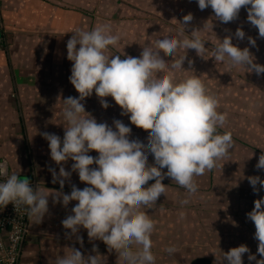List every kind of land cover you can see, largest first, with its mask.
<instances>
[{
  "label": "clouds",
  "instance_id": "clouds-1",
  "mask_svg": "<svg viewBox=\"0 0 264 264\" xmlns=\"http://www.w3.org/2000/svg\"><path fill=\"white\" fill-rule=\"evenodd\" d=\"M197 4L201 11L211 7L214 19L223 24L236 20L245 8L247 21L264 38V0H197ZM192 20L191 13L184 15L177 35H165L142 47L139 57L107 54L109 46L116 47L120 42L110 25L75 30L66 48L67 59L72 62L69 81L79 95L62 99L67 124L63 139L54 133L42 135L48 141L51 159L57 165L73 161L71 171L78 173L87 186L80 189L72 185L70 194H65L62 189L71 172L60 166L58 173L50 169L52 182L61 188L52 195L39 186L33 188L27 178L8 175L6 164L0 163V176H7L0 182V206L11 203L15 209L24 208L30 220L41 223L49 212L50 196L65 208L75 201L71 214L61 221L63 228L70 230L66 236L76 235L82 245L83 239L77 234L83 228L90 241H102L123 264H155L151 240L155 225L142 209L152 208L165 195L168 185L162 181L166 177L188 196L196 194L195 178L212 171L234 146L232 134L219 131L226 125L227 114L218 112L219 101L209 94L202 80L198 76L175 79L176 71H187L183 67L187 50H195L200 57L208 50L200 29L186 34ZM234 35L243 40L246 34L238 27ZM218 40L212 51L216 62L245 68L258 76L264 74V65L256 62L248 47L234 45L231 35ZM248 40L256 46L255 39ZM93 92L104 109L110 106L105 98L111 97L121 108V115L148 133L147 142L130 139L132 129L121 120H113L109 126L86 112L83 101ZM91 151L98 156L89 155ZM255 167L264 170V152ZM247 179L254 193L264 190L260 176ZM149 181L154 183L149 185ZM189 202L187 198L180 201L182 206ZM246 217L255 226L257 254L262 259L257 260L256 254L241 244L223 252L222 264H244L246 253L250 262L264 264V197L254 201ZM68 249L55 264H102L95 245L92 251L96 255L85 256L76 247ZM166 251L173 255L177 249L171 246Z\"/></svg>",
  "mask_w": 264,
  "mask_h": 264
},
{
  "label": "crops",
  "instance_id": "crops-1",
  "mask_svg": "<svg viewBox=\"0 0 264 264\" xmlns=\"http://www.w3.org/2000/svg\"><path fill=\"white\" fill-rule=\"evenodd\" d=\"M174 1L181 2L180 0H0V12L7 37L6 47L0 50V158L8 160L11 174L29 179L33 188L39 186L52 195L61 191L60 184L52 182L50 171L54 166H58L55 169L58 173L60 165L53 160L46 161L45 158L38 161V154L46 153L40 152L46 150L42 146L49 148L43 133L63 132L64 127L67 126L62 115L64 106L62 99L69 96L78 97L77 91L69 81L72 62L67 59L66 48L73 32L78 29L91 30L101 24L110 25L113 34L120 36V42L116 47L109 46L110 50L107 54L120 55L122 58L124 55L134 57L140 43L153 44V36L160 34L156 37H163L169 34L166 29L161 28L164 24L161 19L163 14H156L151 10V3H163V7L158 9L164 14L171 15L170 5ZM143 3H146V8L142 6ZM156 27L158 33H155ZM140 38L143 41H139ZM110 105L118 110L115 102ZM108 108L105 111H108ZM98 109L104 108L102 106L96 108L91 105L88 98L85 99L86 112L91 114ZM38 133L39 139H33ZM46 151L50 154V150ZM89 155L96 157L98 153L91 151ZM69 162L74 163L70 159L63 163ZM65 165L62 166L66 171L71 172V176L65 181L62 191L70 194L72 185L80 189L86 187L87 185L79 180L78 173L72 172L71 168L68 170ZM173 188L168 191V196L173 195V190L177 191V195H183L187 199L194 196H188L182 188H178L182 190L179 191L176 185ZM76 203L72 201L65 208L62 203H54L52 196L49 197V212L43 221L41 223L29 221V233L24 242L20 264H55L56 258L67 253L69 247H76L85 256L96 255L97 253L92 251L94 245L101 255L102 264H123L118 259L117 253L109 252L102 241H90L87 231L83 228L77 234L83 239L82 245L77 241L76 235L66 236V231L70 230H65L61 221L71 214V209ZM168 209L164 197H160L155 206L142 210L153 219L154 228H159L157 223H164L161 214L168 212ZM151 213H157L162 220L155 221L156 216H152ZM204 216L195 211L194 217H186L184 219L188 221L183 220L181 223H206L202 219ZM225 216H228V212ZM230 218L232 220V217ZM248 226V232L243 233L242 237L232 236L233 231L228 232L226 240L232 241L229 244L237 247L245 244L250 252L251 249L257 250L258 246L255 245L258 241L254 239L255 226L254 224ZM232 227L234 229L233 225ZM154 234L151 235V240L152 252L156 257L155 264H186L185 261L188 259L191 261L189 264H192L193 259L199 256L210 258L212 264H216L209 251L201 252L202 254L198 252L195 257L191 256L192 246H187L186 250L189 253L186 252V255L183 252L169 255L166 249L171 247L170 245L176 247L175 242L172 243L170 236L163 235L160 231L157 232L158 235ZM181 244L182 242H180L182 249ZM243 259L248 260V253Z\"/></svg>",
  "mask_w": 264,
  "mask_h": 264
},
{
  "label": "rangeland",
  "instance_id": "rangeland-1",
  "mask_svg": "<svg viewBox=\"0 0 264 264\" xmlns=\"http://www.w3.org/2000/svg\"><path fill=\"white\" fill-rule=\"evenodd\" d=\"M180 1L178 3L174 1L170 5L171 15L164 14L162 10L158 9L163 7V3L161 2L151 3V10L156 12V14H163L161 19L164 24L161 25V28L166 29L169 34L174 36L178 34V30L180 29L179 22H182L183 16L193 13V20L186 29V34H190L193 29H200L202 37L207 40L205 47L208 50L204 57L198 56L195 50H187V59L183 65L187 71H176L174 73L175 79L180 81L190 76H198L202 80L209 94L218 99V112L227 114L226 125L224 128L219 129V131L221 133L225 131L230 132L234 140V146L225 158L217 161L216 167L212 171H208L205 175L195 178L198 184V191L189 199L190 202L187 205H181L180 201L185 199V197L177 195L176 190H173L172 196L167 195L174 189L175 185L177 189L180 188L175 182H172L167 177L162 181L168 187L165 195H161L160 197H164L165 204L169 209L168 212L161 214L164 223H157L159 224V228L155 227L153 233L156 235L160 231L163 235L170 236L172 243L175 242L176 244V252L189 253L186 250L187 246H192L191 256L195 257L198 252L205 253L209 251L215 263L222 264L223 252L237 247L234 244H229L232 243L229 239L226 240L228 237L227 233L233 231L232 236L236 237H242L243 233L246 234L248 232V225H253V222L247 219L246 214L254 208V201L256 199L264 197V190L260 191V195L254 193L247 179L250 176L257 175L261 179H264V170H257L255 167L260 154L264 152V74L258 76L255 72H248L245 68H229L224 63L216 62L212 57V51L215 45L219 43L218 39L222 40L225 36L231 35L234 45L241 49L248 47L250 52L255 56L256 62L264 65V38H260L258 29L247 21V10L245 8L240 10L236 20L223 24L214 19L211 7L201 11L197 0ZM138 3L141 6L140 2ZM145 4L143 3L142 6L145 7ZM238 27H242L246 34L243 40L237 39L234 35ZM158 32L159 30L156 27L155 33ZM158 35L160 34L156 36ZM156 36L152 37L154 41L162 38ZM248 37L256 40V46L249 44ZM131 40L133 41L132 38ZM139 41H143L142 38ZM144 46L146 45L140 43L138 46L139 50L135 52L134 57L140 56L142 47ZM179 54H184L183 50ZM166 59L171 60L172 58L166 57ZM189 60L192 61L191 65L188 63ZM107 99L111 104L115 102L111 97H107ZM88 101L91 102V105L96 106V108L101 107L100 100L95 95V92L88 97ZM83 103L85 104V101ZM117 108L119 112L122 111L118 105ZM107 114V110L105 111V109H98L97 112L91 113L98 122H107L109 126H112L113 123L108 121L109 115ZM120 118L123 123L132 129L130 139H139L144 143L147 142L148 133L145 130L132 125L126 115H121ZM61 134L63 138L64 131ZM33 139H39V133L33 136ZM42 147L48 151L50 150L48 147ZM46 150H40V152L46 153L43 155L38 154V161H41L43 158L46 161H52L50 154ZM148 161L150 164L153 163V156L151 154L148 157ZM65 164L62 163L69 170L73 163L69 162ZM57 168L58 166H54V169ZM163 171L166 172L167 169ZM151 183H154V181H149V185ZM178 190L182 191L183 189ZM172 199L174 200L173 202ZM185 210L189 212L186 213L184 212ZM195 211L205 215L202 219L206 223H181L186 217H194ZM227 212L228 216H225ZM151 214L152 216H156L155 221L157 219L162 220L161 216L159 217L157 213ZM230 217H232V220ZM185 221H188V219ZM204 239L209 241H205ZM235 240L238 241L237 239ZM176 242L179 244L177 245ZM180 242H182V249ZM255 246H258V244ZM251 252L252 254H256L257 260L262 259L257 254V250L251 249ZM190 255H187V257ZM189 261L190 259L185 261L186 264H189ZM243 262L244 264H255V261L248 262L246 259H243ZM223 264H227V262L225 261Z\"/></svg>",
  "mask_w": 264,
  "mask_h": 264
},
{
  "label": "built area",
  "instance_id": "built-area-1",
  "mask_svg": "<svg viewBox=\"0 0 264 264\" xmlns=\"http://www.w3.org/2000/svg\"><path fill=\"white\" fill-rule=\"evenodd\" d=\"M7 45L6 31L0 12V50ZM0 163L7 166L11 175L9 162L0 158ZM7 176H0V182H5ZM29 216L24 208L15 209L10 203L0 206V264H20L24 242L29 233Z\"/></svg>",
  "mask_w": 264,
  "mask_h": 264
},
{
  "label": "trees",
  "instance_id": "trees-1",
  "mask_svg": "<svg viewBox=\"0 0 264 264\" xmlns=\"http://www.w3.org/2000/svg\"><path fill=\"white\" fill-rule=\"evenodd\" d=\"M111 103H109V105H110ZM108 114L107 115H109L108 117H109V119H108V121H110L111 123H113V120H114V118H118L119 120L121 119L120 117H121V112H119L118 110H115L114 108H113V106H109V108H108ZM117 120V119H116ZM122 121V120H121ZM54 134H57L58 136H60L61 137V139H63L62 138V134H61V132L60 131H58V133H54ZM53 186H55V184H52Z\"/></svg>",
  "mask_w": 264,
  "mask_h": 264
},
{
  "label": "water",
  "instance_id": "water-1",
  "mask_svg": "<svg viewBox=\"0 0 264 264\" xmlns=\"http://www.w3.org/2000/svg\"><path fill=\"white\" fill-rule=\"evenodd\" d=\"M192 264H212V260L207 257H196Z\"/></svg>",
  "mask_w": 264,
  "mask_h": 264
}]
</instances>
